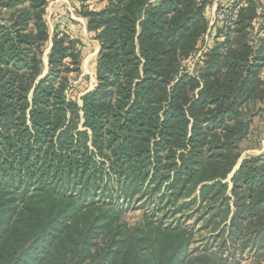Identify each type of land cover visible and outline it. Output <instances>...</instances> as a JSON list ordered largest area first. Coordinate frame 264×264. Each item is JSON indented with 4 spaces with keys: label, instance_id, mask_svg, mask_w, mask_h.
Segmentation results:
<instances>
[{
    "label": "trees",
    "instance_id": "16d2710c",
    "mask_svg": "<svg viewBox=\"0 0 264 264\" xmlns=\"http://www.w3.org/2000/svg\"><path fill=\"white\" fill-rule=\"evenodd\" d=\"M98 1L80 10L100 50L78 101L80 40L51 31L49 0H0V264H264V152L226 180L264 99V39H249L264 0L232 26L224 4L194 75L211 0ZM138 195L216 243L155 211L119 222L116 200Z\"/></svg>",
    "mask_w": 264,
    "mask_h": 264
},
{
    "label": "rangeland",
    "instance_id": "374dc122",
    "mask_svg": "<svg viewBox=\"0 0 264 264\" xmlns=\"http://www.w3.org/2000/svg\"><path fill=\"white\" fill-rule=\"evenodd\" d=\"M243 1L244 0H235L234 3L238 4ZM76 2H78L75 3V5L77 6L76 20L69 19V23L66 27H62L60 22L64 17L69 16L66 15L67 13L64 8L66 2L64 0H49L47 5L46 20L51 31L55 28H58L60 31H63L70 37L78 38L82 44L80 46L82 56L80 65L81 72L77 75H72V86L69 89L71 97L79 101L81 95H83L88 90L93 89L96 85L95 65L98 52L100 50L99 41L95 38L92 32L88 31L87 24L85 25L86 29H84L83 25L79 21V19L83 17L80 14V10L83 7L97 10L100 8V6L99 3L96 2V0H76ZM223 2L226 5L230 2H233V0H223ZM214 9H216L215 0H211L209 12L207 14L208 18H210L209 16L211 12L215 11ZM257 11L261 12V15H259L253 21L249 33L250 43L255 46H257L259 42L264 39V13H262L264 12L263 4L257 7ZM83 18L87 22V19L85 17ZM208 21L210 28L208 29L207 34L204 36L200 48L195 53L193 59L185 63L187 71H189L193 75L195 74V69L197 68L196 61L199 59V56L202 54L203 50L207 49V46H213L217 41H221V38L216 39L214 37V34H216V28L219 26L220 19L217 18L214 21L209 19ZM97 48L99 50L96 51ZM48 50L49 47L45 49L42 57L43 64L45 66L44 71H46L47 69L46 55L48 53ZM245 111V119L250 122V128L249 133L239 143L240 154L235 167L244 158L258 156L264 152V99L262 101H257L255 103L249 104L245 107ZM231 173L228 175L226 180H230V177L232 175ZM116 201L117 204H119L121 207V214L118 221L127 226H136L141 224L144 220L145 214L149 215L155 211L159 216L165 215L167 224L172 223V221L177 217H182V224L193 232V247L201 246L206 242L211 244L212 242H215V239L209 238L210 233H206L204 230H201L200 220H196L198 216L183 218V215L181 213H177L173 216L172 213L168 212V206L165 209V212H162L161 209L157 208L156 202H152L151 198H140L139 195L134 199L124 200V198H118ZM190 212L191 211H188V213ZM238 264H259V262L258 260H255V258H253L251 255L246 254L240 259Z\"/></svg>",
    "mask_w": 264,
    "mask_h": 264
},
{
    "label": "built area",
    "instance_id": "2783aa9c",
    "mask_svg": "<svg viewBox=\"0 0 264 264\" xmlns=\"http://www.w3.org/2000/svg\"><path fill=\"white\" fill-rule=\"evenodd\" d=\"M66 3H65V11H66V15H69V16H66L64 17L60 22H61V26L62 27H66L69 23V19H75L76 20V13H77V6L75 5V2L74 0H64ZM244 3L243 2H240L238 4L235 5L234 9H233V12L230 16V19L228 21V24L230 26H232V22L234 21V19L236 18L237 16V11H238V8L240 6H242V4ZM224 6V2L223 0H215V7L216 9H214L215 11L211 12L210 14V18L212 21L216 20L217 18L219 19H222L223 15H222V8ZM264 7V5H263ZM219 8V9H218Z\"/></svg>",
    "mask_w": 264,
    "mask_h": 264
},
{
    "label": "crops",
    "instance_id": "0c3cea01",
    "mask_svg": "<svg viewBox=\"0 0 264 264\" xmlns=\"http://www.w3.org/2000/svg\"><path fill=\"white\" fill-rule=\"evenodd\" d=\"M86 1H88V0H86ZM74 2H75V3H78V2H76V0H74ZM96 2L99 3V6H100V7H102V6L104 5V2H103V1H97V0H96ZM78 19H79V18H78ZM79 21H80L81 24L83 25V28L86 29V27H85V25H86V20H85L83 17H81V18L79 19ZM79 21H78V22H79ZM97 50H98V48L96 49V51H97Z\"/></svg>",
    "mask_w": 264,
    "mask_h": 264
},
{
    "label": "water",
    "instance_id": "95a60500",
    "mask_svg": "<svg viewBox=\"0 0 264 264\" xmlns=\"http://www.w3.org/2000/svg\"><path fill=\"white\" fill-rule=\"evenodd\" d=\"M99 50V49H98ZM239 164L233 169L232 173L238 168ZM231 173V174H232Z\"/></svg>",
    "mask_w": 264,
    "mask_h": 264
}]
</instances>
